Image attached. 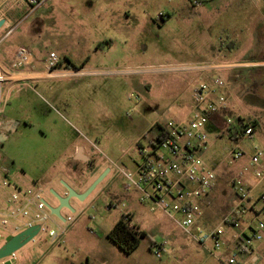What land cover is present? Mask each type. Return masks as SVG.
Wrapping results in <instances>:
<instances>
[{"label": "rangeland", "instance_id": "obj_1", "mask_svg": "<svg viewBox=\"0 0 264 264\" xmlns=\"http://www.w3.org/2000/svg\"><path fill=\"white\" fill-rule=\"evenodd\" d=\"M16 27L29 36L19 50L31 51L33 61L18 72L30 77L12 90L7 117H21L29 124L20 123L16 134L7 141L0 140V164L10 169L13 183L42 186L44 198L53 206L59 201L52 189L64 196L67 184L82 193L95 180L87 175L79 182L86 167L83 160L95 148L79 149L78 142L77 146H63L62 135L69 142H74L78 133L85 135L99 146L102 156L124 166L119 160L123 158L131 168L134 161H142L136 144L140 139L146 144L155 132L153 124L184 118L192 103L191 83L211 81L214 76L213 72L163 71L170 66L253 64L219 74L224 82L222 93L233 106L225 119L240 117L251 124L257 122L253 140H243L241 145L250 150L254 144L264 150V0H49ZM22 38L26 39L20 36L18 40ZM51 53L72 62L58 66V71L102 73L31 78L41 76ZM130 93L132 100L128 99ZM218 132L209 125L203 154L208 164L222 165L216 186L202 204L205 219L211 224L222 220L235 205L231 181L237 175L235 168L240 171L247 161L241 160L238 167L228 166L226 147L232 140L229 133L219 138ZM110 178L85 201L73 198L70 203L75 212L63 208V216L77 219L63 244L41 235L36 243L18 252L17 260L8 263L19 264L31 254L94 255L96 249H103L100 258L93 260L95 264H219L205 261L204 252L166 216L141 204L136 192H125L123 180L107 189ZM110 202L119 208L107 209ZM129 210L135 214L133 224L148 234L135 252L126 254L112 241H105L107 245L93 242L94 235L105 240ZM53 220L60 223L56 217ZM50 225L55 228L54 223ZM171 238L185 246L193 259L174 251L171 243L165 250V241ZM7 241L0 240V248ZM160 250L158 258L156 252Z\"/></svg>", "mask_w": 264, "mask_h": 264}, {"label": "built area", "instance_id": "obj_2", "mask_svg": "<svg viewBox=\"0 0 264 264\" xmlns=\"http://www.w3.org/2000/svg\"><path fill=\"white\" fill-rule=\"evenodd\" d=\"M33 13L49 0H24ZM9 30L5 37L12 34ZM33 55L28 49H21L12 63L0 55V138L5 134L11 120L7 117L12 90L30 76L19 75L20 68L32 65ZM59 59L56 53L48 55L45 62L47 79L56 73ZM229 68L219 64L179 65L167 67L164 72L182 74L213 72L211 81L191 83L192 104L189 113L182 119L156 121L154 134L140 139L136 150L142 161H134L127 168L108 158L116 174L113 180L122 178L125 192L134 191L141 204L166 216L206 255L207 259L219 264H264V150L252 144L250 150L241 145L243 140H253L254 125L244 118H228L226 131L232 145L226 148L228 166L238 167L241 160H248L232 179L236 203L222 220L211 224L205 219L202 204L218 181L222 165L208 164L203 154L208 145L207 127L212 117L230 108L228 98L222 93L223 77L219 74ZM22 72V71H21ZM25 72V71H24ZM55 72V73H54ZM41 74V75H42ZM72 74V73H69ZM17 76L25 78H17ZM133 94L128 99H133ZM64 117V116H63ZM100 151V148L90 142ZM108 189V188H107ZM45 189L36 184L25 187L13 183L10 169L0 164V240L7 241L25 230L39 227V234L32 240L36 243L41 235H47L54 243L63 244L65 237L76 225L77 219L65 217V222L51 213L44 198ZM124 207V205H123ZM107 209L119 208L110 202ZM126 220L132 219L124 211ZM56 217L60 223H55ZM55 224V228L51 227ZM93 233V230H90ZM161 258V250L156 252ZM18 259V253L1 260L9 264Z\"/></svg>", "mask_w": 264, "mask_h": 264}, {"label": "crops", "instance_id": "obj_3", "mask_svg": "<svg viewBox=\"0 0 264 264\" xmlns=\"http://www.w3.org/2000/svg\"><path fill=\"white\" fill-rule=\"evenodd\" d=\"M44 6H42V7H44ZM41 8H39V9H41ZM38 10H36L35 12H37ZM29 14H30L29 13V6L26 4V2L24 0H0V21L5 20V24L0 29V55L8 63H12L14 61V59L17 55V52L19 50V46L24 45L25 43L28 42L26 40L29 36L26 34V32L23 31L22 28L16 29L17 28L16 24L18 25V24L23 23V21H25L26 17ZM12 29H14L12 34L8 37H5L6 33ZM16 34H17V36L13 41L12 38ZM20 36L25 37V38L27 37V38L25 40H24V38H22L23 40L20 42L18 40V38ZM219 65L229 66V68H226V69L237 68V67H241V66H250V65L253 66V64H248V63H228V62H220ZM226 69H224V70H226ZM57 72L60 75L55 76L56 78L57 77H63V76H82V75H95V74L102 73L100 71H94V70H81L80 73L69 74L71 72L68 70L58 71V69L56 70V73ZM47 79H49V78H47ZM47 79H43V80H47ZM191 102H192V100H191ZM188 103L190 104V101ZM232 107L233 106L230 105L229 109L215 114L208 124V127H209V125L213 124V126L220 131V133L218 132L219 138H222L223 135H225L227 133V131H226V119L225 118H226V116H228L227 113L230 112L231 109H233ZM9 118L11 121H13V118H11V117H9ZM208 127H207V130H208ZM9 130H10V126L6 130L5 134L0 138L1 141H5V138L7 137V133ZM62 137L64 138L62 140L65 143L63 146L73 147V146L78 145L77 142L74 140H73L74 142H69V139L67 138V136L62 135ZM83 147H89V146H82L81 145V147H79V149H82ZM74 158H76V156H74ZM83 161H86V160H83ZM246 162H248V160L245 161V163ZM221 167L219 168V170L221 169ZM235 169H238L236 172L238 174L239 168H235ZM69 171L71 172V168L69 169ZM79 185H80V183H79ZM80 188H82V187H80ZM129 212L131 213V216H132V223H134L135 214L132 210H129ZM89 231H90V229H89ZM94 237L95 238H93L94 239L93 242L96 245H103L104 243H105V245H107V243L105 241H111L108 238V236L105 238V240L102 237H97V235H94ZM165 242H166L165 250H167V246L169 245V243H171V244H173L172 249H174V251L180 253L182 256L188 257L189 260L193 259V258H191L192 256L190 255V253L186 249V247L183 246L182 244H180L179 241L175 240L174 238H171ZM94 253H95L94 255L92 253H86L84 255H80V254H74V253L58 252V253H52V256H50V257H49V254H47V255L45 254L42 257H37L36 255L31 254L29 256H25L22 259V261H20L19 264H36L35 263L36 259H37L38 264H95V262L93 260L100 258V255H102V253H103V249H100V250L96 249ZM207 260H210V259H207V257H206L205 261H207Z\"/></svg>", "mask_w": 264, "mask_h": 264}, {"label": "water", "instance_id": "obj_4", "mask_svg": "<svg viewBox=\"0 0 264 264\" xmlns=\"http://www.w3.org/2000/svg\"><path fill=\"white\" fill-rule=\"evenodd\" d=\"M5 24V20L0 21V29ZM110 169H106L102 174H100L92 184L82 193L76 192L69 185L65 184L67 193L64 196L59 195L54 189L51 190V193L59 201L58 206H53L47 202L51 213L59 218L61 221L65 222L66 218L62 214L63 208L69 209L71 212H75V209L71 206V200L76 198L77 200L83 202L85 201L95 190L96 188L107 178ZM40 228L34 227L24 232L12 237L0 248V261L4 260L15 253H18L26 245L32 242V240L39 234Z\"/></svg>", "mask_w": 264, "mask_h": 264}, {"label": "flooded vegetation", "instance_id": "obj_5", "mask_svg": "<svg viewBox=\"0 0 264 264\" xmlns=\"http://www.w3.org/2000/svg\"><path fill=\"white\" fill-rule=\"evenodd\" d=\"M66 62L72 64L71 61H66V59L65 60L60 59L59 60V63H58V66H68L69 64H67ZM74 68L79 69L80 67L79 66L77 67L76 65H74ZM20 123H23L24 125H28L29 124V121L24 120L21 117H16V119H13V121L10 122V125H9L10 126V130L7 133V137L5 138V141H7L12 135H14V134H16L18 132ZM78 134L79 135H76V138H75L74 141L80 143L82 146H89L90 148H92L91 147L92 144L90 142H92L96 146H98L89 137H87L85 135L83 136L80 133H78ZM95 150L98 151L97 149H95ZM96 151H93V153L88 158V160L83 161L84 164H86V167H85V169L83 170V172L80 175L78 174V171L76 169H74L75 173H77L79 175V179H80L79 182L84 181L83 179L87 175L88 176L89 175H92L96 179L100 174H102L108 168L110 169V172L107 175V178H110V177H112V178L109 179V183L107 185V188H110L111 186H113L116 183L117 180H119V179L123 180L122 178H117L116 180H113L114 177H115L116 172H115L114 168L111 166L110 162L107 160V157L108 156L107 157L106 156L104 157V156H102V155H104L103 152L101 153L99 151L100 153H97ZM119 160H121V162L124 165V167H127L128 168V166L124 162V159L123 158L122 159H119ZM101 167H103V168L101 169ZM123 182H124V180H123ZM123 185H124V183H123ZM88 187H86V189ZM86 189H84V191Z\"/></svg>", "mask_w": 264, "mask_h": 264}, {"label": "trees", "instance_id": "obj_6", "mask_svg": "<svg viewBox=\"0 0 264 264\" xmlns=\"http://www.w3.org/2000/svg\"><path fill=\"white\" fill-rule=\"evenodd\" d=\"M255 86L259 87V84L256 82ZM253 125L255 130L259 126L255 121ZM147 236L148 234L145 231H142L137 225L132 223L131 218L126 220L124 216L119 219L114 228L108 233V238L126 254L135 252L142 239Z\"/></svg>", "mask_w": 264, "mask_h": 264}, {"label": "bare ground", "instance_id": "obj_7", "mask_svg": "<svg viewBox=\"0 0 264 264\" xmlns=\"http://www.w3.org/2000/svg\"><path fill=\"white\" fill-rule=\"evenodd\" d=\"M140 71V70H139ZM36 77H49L48 73L47 74H44L42 76H32L31 78H36ZM17 78H24V77H20V76H17Z\"/></svg>", "mask_w": 264, "mask_h": 264}]
</instances>
